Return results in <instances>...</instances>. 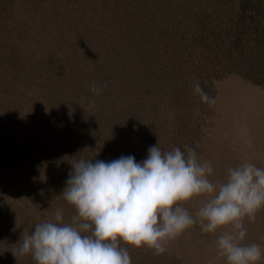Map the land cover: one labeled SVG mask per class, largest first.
<instances>
[{
  "label": "rangeland",
  "instance_id": "374dc122",
  "mask_svg": "<svg viewBox=\"0 0 264 264\" xmlns=\"http://www.w3.org/2000/svg\"><path fill=\"white\" fill-rule=\"evenodd\" d=\"M156 144L195 149L213 181L264 167V0H0V264H35L13 254L22 233L57 209L71 221L75 157L141 162ZM244 226L264 249V209ZM218 234L193 225L161 255L120 246L131 264H227Z\"/></svg>",
  "mask_w": 264,
  "mask_h": 264
},
{
  "label": "clouds",
  "instance_id": "9594fccd",
  "mask_svg": "<svg viewBox=\"0 0 264 264\" xmlns=\"http://www.w3.org/2000/svg\"><path fill=\"white\" fill-rule=\"evenodd\" d=\"M89 90L99 96L103 87L93 82ZM193 90L203 102L215 103L199 81ZM88 107H95V99ZM185 151L162 152L156 144L141 162L132 155L108 162L75 157L60 195L75 215L65 222L57 209L54 219L22 233L13 254H30L35 264H131L121 241L161 255L171 240L199 225L203 233L219 231L217 257L227 264H258L264 249L244 243V220L254 222L264 209V167L244 160L227 169L225 180L213 181L211 162L202 161L191 147ZM195 197L204 199L193 214L181 205Z\"/></svg>",
  "mask_w": 264,
  "mask_h": 264
}]
</instances>
